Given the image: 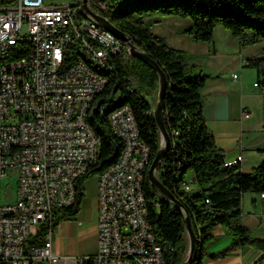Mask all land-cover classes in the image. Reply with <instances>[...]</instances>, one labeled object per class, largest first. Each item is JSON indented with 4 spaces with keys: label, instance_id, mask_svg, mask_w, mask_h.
I'll list each match as a JSON object with an SVG mask.
<instances>
[{
    "label": "built area",
    "instance_id": "2783aa9c",
    "mask_svg": "<svg viewBox=\"0 0 264 264\" xmlns=\"http://www.w3.org/2000/svg\"><path fill=\"white\" fill-rule=\"evenodd\" d=\"M114 2L87 0L106 18ZM80 3L0 0V264H161L163 246L156 241L140 189L148 169L141 160L150 155L129 105L111 114L123 150L98 174L95 253L60 255L54 249L52 209L74 204L75 181L99 156L87 107L104 80L93 73V65L110 67L111 57L124 45L84 17ZM70 24H77L81 48L96 56V63L68 52ZM9 43L20 44V52L4 56ZM24 47H32V54H24ZM253 85L264 91L259 81ZM243 117L250 113L244 111ZM241 161L242 154L224 157L227 166ZM10 167L16 190L3 199ZM190 186L188 180L181 187L187 191ZM258 196L264 199V189ZM42 226L41 240L27 244Z\"/></svg>",
    "mask_w": 264,
    "mask_h": 264
},
{
    "label": "trees",
    "instance_id": "16d2710c",
    "mask_svg": "<svg viewBox=\"0 0 264 264\" xmlns=\"http://www.w3.org/2000/svg\"><path fill=\"white\" fill-rule=\"evenodd\" d=\"M114 1L106 14L108 19L136 39L140 48L160 65L167 76L165 123L171 141L164 165L158 171L162 183L183 202L193 221L194 231L201 239L202 246L193 264H203V257L209 254L208 247L215 239L212 232L216 225H221L232 236V241L218 254H210L211 257L224 256L235 248L246 246L261 249L264 255V239L252 237L241 221L244 193H259L264 189V160L250 173L242 172L238 164L225 165L224 150L216 145L203 114L202 90L210 76L188 62L185 51L172 48L164 38L151 31L154 24L161 23L160 17L178 16L189 20L186 33L195 41L211 43L215 28L222 26L238 40L241 48L262 45L261 54L249 59L246 65L256 69L258 75H264V0ZM109 63L110 69L103 72L108 82L94 99V102L99 101L98 105L95 109L91 106L87 113V121L100 139L98 160L92 169L75 181L74 204L53 207V225L56 227L79 212L85 180L99 174L121 156L123 142L110 127L111 111L123 105L132 108L140 137L150 149L146 168L160 147V133L147 99L157 94L158 74L145 62L128 55L125 44ZM195 69L200 73L192 75ZM188 171L193 173L191 184L194 182L199 188L197 194L188 195L181 187L188 182L185 180ZM143 192L148 221L156 241L163 246L159 248L165 255L164 264H180L187 249L183 216L149 183L147 171ZM43 229L42 226L27 244L39 242Z\"/></svg>",
    "mask_w": 264,
    "mask_h": 264
},
{
    "label": "crops",
    "instance_id": "0c3cea01",
    "mask_svg": "<svg viewBox=\"0 0 264 264\" xmlns=\"http://www.w3.org/2000/svg\"><path fill=\"white\" fill-rule=\"evenodd\" d=\"M174 17L165 20L172 19L177 26L173 24L166 30L152 33L164 38L172 48L191 54L199 70L210 76L202 90L206 125L213 133L216 145L224 150L225 157L235 158L242 154V161L238 163L240 170L250 173L264 160V91L253 85L259 81L264 88V81L259 80L258 72L257 80L246 78L244 71L254 69L244 67H248L249 59L261 54L262 45L241 48L238 40L222 26L215 28L211 43L197 42L186 33L189 20ZM165 20L161 18L160 24ZM244 111L249 112L250 117H243ZM192 179L193 174L188 180ZM193 186L192 195L199 192L194 182L190 189ZM241 221L252 237L264 239V199L257 192H246L242 196ZM57 227L62 236L72 237L78 233L94 236L97 241V198L92 221L68 219ZM212 234L215 239L208 247L209 254L202 259L203 264H264L263 251L253 246L235 248L224 256L211 257L210 254H218L232 241V236L221 225H216ZM55 238L54 235L53 245L57 253L77 255Z\"/></svg>",
    "mask_w": 264,
    "mask_h": 264
},
{
    "label": "water",
    "instance_id": "95a60500",
    "mask_svg": "<svg viewBox=\"0 0 264 264\" xmlns=\"http://www.w3.org/2000/svg\"><path fill=\"white\" fill-rule=\"evenodd\" d=\"M79 12L84 17L92 19L98 25L112 32L118 39L123 42V44L127 46V51L130 55L148 64L158 74L159 87L157 91L156 105L155 108L152 110V114L160 133L161 142L160 147L158 148L151 164L148 167L147 177L149 183L152 184L160 192V194L164 196L165 199L171 202L183 216L185 234L188 238V246L185 258L180 264H193L196 260L198 250L202 246L201 239L198 238V235L194 231L193 221L183 202L179 200L176 195L162 183L160 177L157 175V170L168 151L171 141L165 123V97L167 90L166 73L154 59H152L144 50L140 48L136 39L130 37L128 34L118 29L105 16L93 11L88 6L87 0H81V3L79 5Z\"/></svg>",
    "mask_w": 264,
    "mask_h": 264
},
{
    "label": "rangeland",
    "instance_id": "374dc122",
    "mask_svg": "<svg viewBox=\"0 0 264 264\" xmlns=\"http://www.w3.org/2000/svg\"><path fill=\"white\" fill-rule=\"evenodd\" d=\"M53 1H60V0H53ZM66 1H75V0H66ZM161 18L165 20L166 18H175V17L174 16H171V17L163 16V17H160V19ZM162 23L163 24H160V23L156 25L154 24L151 27V31L157 32L163 29L166 30L167 26L168 27L173 26L175 22L172 21V19H168V21L165 20V21H162ZM174 25L177 26L178 23ZM186 59L191 64H195V61L193 60L191 54L188 53ZM244 68L248 69L250 67H244ZM199 73L200 72L197 69H195L193 70L192 75H197ZM237 73H239V71ZM244 74L246 78H253L257 80V70L256 69L246 70L244 71ZM258 78L260 81H264V75L260 74L258 75ZM251 83H252V79H251ZM156 98H157V94L154 97H147V99L149 100L152 106V110L155 108ZM98 102H99L98 100L93 102L92 104L93 109L97 107ZM105 107H106V104L102 107V109H104ZM14 172L15 170L12 167L8 168L7 170L8 178L6 179L3 185L2 191H1L3 199L7 197V195H9L10 193H15L16 184H15V176L13 175ZM192 174L193 173L191 171H188L185 175V180L187 181L192 176ZM84 187H85V191H84V196L81 202L80 210L72 219L75 218V220L78 219V220L88 223L93 220V216L95 212V200L98 195V174L91 175L87 180H85ZM193 189H194V186L191 187V189L187 190L186 193L188 195H191L193 193ZM54 235L56 237L55 238L56 241H58L63 246H67L68 248L72 250L74 254H77V255L95 253L97 249L96 239L94 236H85V235L78 234V233H75L72 237L62 236V234H60L58 231V227H56ZM185 238H186V247H187L188 238L187 236H185ZM185 255H186V252L183 256V259L185 258Z\"/></svg>",
    "mask_w": 264,
    "mask_h": 264
},
{
    "label": "bare ground",
    "instance_id": "6f19581e",
    "mask_svg": "<svg viewBox=\"0 0 264 264\" xmlns=\"http://www.w3.org/2000/svg\"><path fill=\"white\" fill-rule=\"evenodd\" d=\"M108 10H109V8H108ZM67 49H68V52H74V57L76 59H86L87 63H96V56L88 55V50L81 48V38H80V34L78 32L77 24H70V26L68 27ZM18 52H20V44L9 43V44H7V46L4 49V56H13L14 53H18ZM24 54H32V47H24ZM0 69H1V62H0ZM109 69H110V67H106V66H102V65H93V73L96 74L99 78L104 80V83L97 88V95L103 91V89L105 88V86L108 82L107 78L105 77L103 72L108 71ZM95 98H96V96L91 97L90 107L92 106ZM124 106L125 105L115 108L113 111H111V113L109 115V124H110V127H111L113 133L116 136H118V135L114 132V123L111 121V114L114 113V111H118L119 109L123 108ZM90 107H87V113H88ZM93 138L100 144V139L95 134L94 131H93ZM144 145H146V144H144ZM146 155H150V149L147 145H146ZM148 161H149V158H143L141 160V167L146 168ZM161 165H162V162H161L159 168L161 167ZM146 171H147V169H146ZM143 185H144V180H141L140 181V189H141V192L143 194V197H145L144 192H143ZM145 205H146V199H145ZM147 215H148V209H147ZM170 250H172V248H170ZM159 254L163 255V252L161 251L160 248H159ZM164 261L165 260L163 259V262L161 264H164Z\"/></svg>",
    "mask_w": 264,
    "mask_h": 264
}]
</instances>
